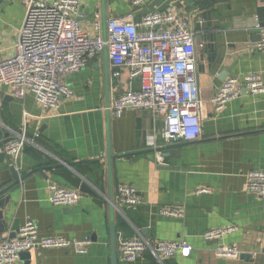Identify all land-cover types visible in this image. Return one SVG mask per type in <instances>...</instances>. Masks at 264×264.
<instances>
[{
  "label": "crops",
  "instance_id": "crops-1",
  "mask_svg": "<svg viewBox=\"0 0 264 264\" xmlns=\"http://www.w3.org/2000/svg\"><path fill=\"white\" fill-rule=\"evenodd\" d=\"M175 11L192 25L204 18L205 39L213 45L211 52L197 54L204 101L198 140L165 143L163 119L148 109L129 107L121 117L111 112L110 166L107 101L111 107L121 93L138 90L140 84L127 70L114 77L104 52L67 79L73 95L62 99L58 109H44L32 93L18 99L11 87L0 85V141L24 126L32 138L16 165L24 180L0 196V242L10 238L16 221L21 227L27 218L36 221L41 237L90 242L85 254L74 247L33 249L29 264H112L113 238L117 264H161L148 253L136 261L122 259L121 240L141 236L151 244L186 240L193 247L188 256L178 254L163 264H264V198L246 188L247 174L264 170V94L244 91L220 113L212 103L228 78L264 77V53L254 48L264 0H147L139 8L128 0H81L78 21L89 36L105 39L111 18L133 12L140 21L153 12ZM26 13L24 0H0V62L15 55ZM151 137L157 138L158 148L149 146ZM10 161L0 162V190L14 180ZM40 168L43 173L33 172ZM85 181L96 196L84 193L72 207L50 201V183L80 190ZM120 185L134 186L142 203L118 207ZM204 187L211 192L197 194ZM162 209L183 216L170 217ZM231 226L238 229L220 240L203 238L208 230ZM222 245L237 247L240 256H216Z\"/></svg>",
  "mask_w": 264,
  "mask_h": 264
},
{
  "label": "built area",
  "instance_id": "built-area-1",
  "mask_svg": "<svg viewBox=\"0 0 264 264\" xmlns=\"http://www.w3.org/2000/svg\"><path fill=\"white\" fill-rule=\"evenodd\" d=\"M133 8L147 0H128ZM26 17L19 31L15 55L0 62V85L13 89L14 96L24 99L32 93L44 109H58L62 99L71 98L73 91L67 79L83 71L89 62L107 49L114 77L123 70L137 79L138 90L128 89L116 97L110 107L115 117L124 111L148 109L163 119L162 140L165 143L195 141L202 137V110L204 101L198 86L197 38L204 31V18L194 25L178 12H153L135 21L133 12L108 20L107 38L91 37L78 21L81 0H24ZM95 29L100 25L95 23ZM255 29L259 40L257 52L264 53V18L257 20ZM264 94V77L249 73L224 81L212 99L215 111L220 113L244 92ZM35 136H39L36 133ZM26 126L11 139L0 141V154L8 157L16 168L25 148L32 142ZM149 146L157 147V138L151 137ZM10 161V162H11ZM157 161L162 162L158 152ZM246 188L251 194L264 198V170L251 171L246 176ZM50 201L55 205L72 207L84 196L79 189L50 183ZM211 190L200 188L197 194ZM117 206L134 208L142 201L134 186L120 185ZM170 217H182L183 212L162 209ZM238 228L211 229L203 234L206 241H216L234 233ZM89 241L67 240L62 237H41L38 225L27 218L15 238L0 242V264H17L21 254L33 249L74 247L79 254L88 252ZM193 247L186 240L149 243L144 237L126 238L120 242L123 260L136 261L150 254L163 264L178 254L188 256ZM221 258H238L240 250L222 245L215 251Z\"/></svg>",
  "mask_w": 264,
  "mask_h": 264
},
{
  "label": "water",
  "instance_id": "water-1",
  "mask_svg": "<svg viewBox=\"0 0 264 264\" xmlns=\"http://www.w3.org/2000/svg\"><path fill=\"white\" fill-rule=\"evenodd\" d=\"M200 42H201V36H199L197 38V43H200ZM104 54L106 55V57L108 59L107 49H105ZM108 95H109V93L107 94V98L109 99ZM109 107H110V102L107 101L108 154H109V161H110V166H111V161H112L113 155H112V147H111V139H110V115H111V111H110ZM4 160H5L4 154H0V162H3ZM110 166H109V174H110ZM10 169H11V172H12L14 180L9 185H7L6 187H4L3 189L0 190V196H3V194H5L7 191L13 189L14 187L19 185L24 180L23 177L19 176V174H18V172H17V170H16V168L14 166H11ZM36 171H39L41 173L44 172L43 168L36 169L33 172H36ZM110 178H111V175H110ZM80 190L83 193H87V194H91V195H95V196L97 195L96 191L88 184L87 181H85L81 185ZM111 218H112V220L114 219V207L111 208ZM19 228H20L19 227V223L16 221L14 226L11 229L10 238H15L16 237V234H17ZM113 230H114V228H113ZM112 235H113V237H115V232L114 231L112 232ZM112 244H113L112 264H117L116 250H115V238H113ZM21 258L23 260H25V264H29L30 252L22 253L21 254Z\"/></svg>",
  "mask_w": 264,
  "mask_h": 264
},
{
  "label": "trees",
  "instance_id": "trees-1",
  "mask_svg": "<svg viewBox=\"0 0 264 264\" xmlns=\"http://www.w3.org/2000/svg\"><path fill=\"white\" fill-rule=\"evenodd\" d=\"M205 33L201 35V42L197 45V54H203L206 53L207 51H212L213 50V45L212 42L209 40L207 41L205 39ZM199 66V63H198ZM199 68V67H198Z\"/></svg>",
  "mask_w": 264,
  "mask_h": 264
}]
</instances>
